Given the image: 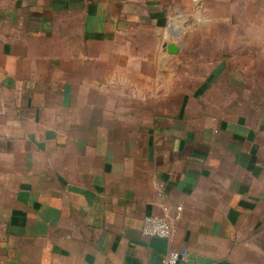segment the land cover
<instances>
[{"label": "crops", "instance_id": "crops-1", "mask_svg": "<svg viewBox=\"0 0 264 264\" xmlns=\"http://www.w3.org/2000/svg\"><path fill=\"white\" fill-rule=\"evenodd\" d=\"M256 1L0 0V264H264Z\"/></svg>", "mask_w": 264, "mask_h": 264}, {"label": "built area", "instance_id": "built-area-1", "mask_svg": "<svg viewBox=\"0 0 264 264\" xmlns=\"http://www.w3.org/2000/svg\"><path fill=\"white\" fill-rule=\"evenodd\" d=\"M180 212L181 208L178 207ZM142 233L148 237H157L163 239H170L175 233V227L172 221L166 217L148 216L144 219ZM187 249L172 250L163 259L162 264H183L187 259Z\"/></svg>", "mask_w": 264, "mask_h": 264}, {"label": "rangeland", "instance_id": "rangeland-1", "mask_svg": "<svg viewBox=\"0 0 264 264\" xmlns=\"http://www.w3.org/2000/svg\"><path fill=\"white\" fill-rule=\"evenodd\" d=\"M250 13L252 15H259V14L264 15V1L263 2L259 1V3L258 1H256L254 4H252L250 7ZM262 24H264V22Z\"/></svg>", "mask_w": 264, "mask_h": 264}, {"label": "water", "instance_id": "water-1", "mask_svg": "<svg viewBox=\"0 0 264 264\" xmlns=\"http://www.w3.org/2000/svg\"><path fill=\"white\" fill-rule=\"evenodd\" d=\"M168 51H169V53L174 54V53H177L178 48L174 44H170L168 46Z\"/></svg>", "mask_w": 264, "mask_h": 264}]
</instances>
